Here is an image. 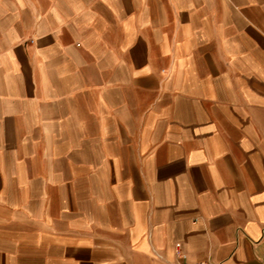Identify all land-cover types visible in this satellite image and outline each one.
<instances>
[{"label": "crops", "instance_id": "0c3cea01", "mask_svg": "<svg viewBox=\"0 0 264 264\" xmlns=\"http://www.w3.org/2000/svg\"><path fill=\"white\" fill-rule=\"evenodd\" d=\"M0 264H264V0H0Z\"/></svg>", "mask_w": 264, "mask_h": 264}, {"label": "built area", "instance_id": "2783aa9c", "mask_svg": "<svg viewBox=\"0 0 264 264\" xmlns=\"http://www.w3.org/2000/svg\"><path fill=\"white\" fill-rule=\"evenodd\" d=\"M177 253L182 256V257H185L184 253H182V251H180L179 249H177Z\"/></svg>", "mask_w": 264, "mask_h": 264}]
</instances>
